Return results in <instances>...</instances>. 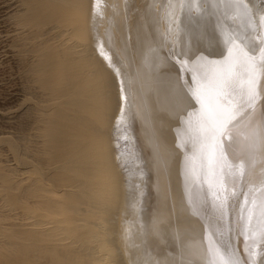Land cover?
<instances>
[{"label":"bare ground","instance_id":"6f19581e","mask_svg":"<svg viewBox=\"0 0 264 264\" xmlns=\"http://www.w3.org/2000/svg\"><path fill=\"white\" fill-rule=\"evenodd\" d=\"M179 3L22 1L33 133L23 180L0 168V206L22 212L0 213V264H155L168 247L162 264H264V0ZM119 117L148 150L139 189Z\"/></svg>","mask_w":264,"mask_h":264},{"label":"rangeland","instance_id":"374dc122","mask_svg":"<svg viewBox=\"0 0 264 264\" xmlns=\"http://www.w3.org/2000/svg\"><path fill=\"white\" fill-rule=\"evenodd\" d=\"M16 1H17V3H16ZM22 1L23 0H0V168L5 169L6 172L8 170H10L11 172H13L12 174H17L15 177L12 175L14 180H16L17 182H21L23 180V177H24V173H22L24 170V166H22L23 165L22 162L25 159L24 158L25 156H23V155L25 153L24 145L26 143L23 144L21 142H23V138L26 141L28 139V136H30V134L33 133L31 126H28V124H30V123H29V119L25 117V115H26L25 111L28 110L26 107L29 108V106H32L31 104H34L33 103L34 102V100H33L34 92H32L33 90L30 89V83H29L28 77L26 78V76H24L25 75L24 74L25 73V71H24L25 70V63H24L23 58H24L25 54L22 53L23 52L22 50L24 48L25 49L28 48L27 45L30 44V42H29L30 40H28V39L26 40V38H27L26 34H28V32H27L28 29L21 27L20 24L18 23L19 20H17V18L19 19L21 17L20 15L24 14L23 10L24 11L26 10L25 6L23 9L24 3H23V5H21ZM181 4H184V0H180L179 5H181ZM126 5H128L127 2H126ZM21 6H22V9H21ZM19 9L22 11L20 12ZM18 12L21 14L19 15ZM126 12L127 13H125V15L123 16V19H122L123 22L121 21V24H120L121 28H122V26L123 27L125 26V28L121 29V28H119L120 26H116L115 28L118 27L117 28L118 34H119V31H121L120 32L121 37L123 35H127L128 38H130L129 41L132 43L134 41V37H133L134 34H133V31L131 30L132 28L129 29V27H131V23L129 20H132V18L134 20L135 18H134L133 13H131L130 11L128 12V9H126ZM129 13H131L133 15V16H131L132 18L129 17ZM128 17L131 19H129ZM15 18H16V20H14ZM126 19H127V21H126ZM116 23L117 22H115V24ZM122 24H125V25H122ZM24 29H25V31L27 30L25 35H24V33H25ZM127 29H129V31H127ZM21 30L23 31V33ZM122 30L126 31V33L125 32L123 33ZM131 31H132V34H130ZM19 32L23 34V39H22V37H18V36L22 35V34H19ZM131 38H132V40H131ZM19 39H21V40H19ZM20 45L22 47L23 46L24 47L22 48ZM25 49H24V51H25ZM19 50L22 52H20ZM22 78H24V79H22ZM27 91H28V93L31 92L32 94L28 95V93H26ZM28 100H30V102ZM124 119H126V120L124 121ZM118 120L121 121V123H119ZM118 120H116V122L118 124L115 122L113 124V126H115V127L113 128V126H112V128H111V130H112L111 138L113 137L112 140L115 141V142L112 141L114 148H115V151H116L115 153H116L117 159L119 161V165H120V167H122L121 170L123 169L122 170L123 174L125 172V174H124V176L126 175L125 179H127L128 177H129L128 179L131 181H133L135 178H136L135 180L139 179L138 181L134 180V182L136 183V187L139 189V187H143V185H141V182L139 183V181H142L144 179V177H146V175H147V172H146L147 168L145 167L144 164L142 165V162L144 160L145 155L148 153V150L146 149V147H144V145H142V143L139 141L137 136H134V133H136V128H135L134 124L132 123V121L129 120V118L127 119V117L126 118L125 117H123V118L119 117ZM128 120H129V122H128ZM122 122L126 123V124H123ZM115 124H117V125H115ZM122 124H123V126H122ZM130 127H132V129L134 128L135 131H134V129L132 130ZM119 128L122 131L119 130ZM129 131L132 133H130ZM130 135H132V136H130ZM128 136H130V137H128ZM116 140H117V144H116ZM12 142H13V144H16L19 147V148L17 147L19 149V152H21L22 148L24 147V150L21 152V154H19V152H17V154H16V152L14 150H12L13 149L12 148V145H13ZM18 143H20L21 145ZM135 145H137V146H135ZM118 147H119V150H118ZM119 155H121V156H119ZM121 157H123V159ZM121 161L124 162V164L120 163ZM14 170H16V171H14ZM10 171L7 172L9 175L11 174ZM131 176H133L135 178L132 177L133 179H131ZM20 178H21V180H20ZM1 182L2 181L0 180V185H2ZM0 191H1V186H0ZM0 202H2L1 197H0ZM1 205H2V203H1ZM0 211H1L0 213L5 214L6 210H3L1 207ZM6 212H7L6 215H8V213H9V214H11L10 216L16 217L18 215L17 219H20L19 217H21V215H22V214H19L21 212L20 210H18L17 211L18 213L16 212L15 214H14V212H12V213H10L8 211H6ZM2 214H0V215H2ZM12 220H14V219H12ZM15 222H19V221L17 220ZM170 249L171 248H169V247L167 248V250L165 248V251H164L163 256H162L163 259L166 260L167 259L166 257L168 255H169L168 258L170 259V252H169ZM147 257H146V259L150 260V258H151L150 255L149 256L147 255ZM169 259H167V260H169ZM151 260H153V259H151ZM165 260H162V261L164 262ZM162 261L154 262V263L160 264ZM165 263H163V264H165ZM152 264H153V262H152Z\"/></svg>","mask_w":264,"mask_h":264}]
</instances>
